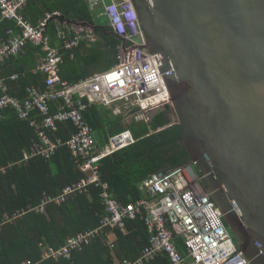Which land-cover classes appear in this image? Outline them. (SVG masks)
Instances as JSON below:
<instances>
[{
	"label": "built area",
	"instance_id": "2783aa9c",
	"mask_svg": "<svg viewBox=\"0 0 264 264\" xmlns=\"http://www.w3.org/2000/svg\"><path fill=\"white\" fill-rule=\"evenodd\" d=\"M28 1L0 0V25L5 20L13 21L19 30V33L9 30L8 39L0 36V64L22 55L29 44L40 47L44 56L35 72L45 75L47 88H30L29 98L22 102L7 94L6 83L0 77V87L5 93L0 98V119L12 108L19 120L29 121L37 132L38 140L24 151L23 163L36 158L49 160L60 147L67 145L78 167L87 173L62 194L45 195L42 203L31 211L46 213L50 206H61L72 197L90 194L92 188L101 189L100 199L106 209L98 229L72 237L59 249L45 248L44 259H71L106 231L127 233L128 222L140 219L147 227L149 245L137 260L122 264H151L161 256L167 257L169 264H252L234 242L193 163L153 174L141 185L145 197L128 205L121 204L112 187L102 179L100 162L133 146L137 140L131 130H124L110 135L105 146L100 145L84 117L85 110L102 106L113 108L115 114L125 115L127 119L143 120L151 111L173 106L156 59L144 48L146 38L133 0H86L91 12L103 11L109 27L124 40V47L117 67L75 84L61 78L62 51H74L82 40L95 41L93 27L62 22L58 27L60 43L54 46L48 22L61 14H49L35 26L20 15ZM52 102L58 106L53 114ZM66 121L74 123L75 133L67 143L60 138L54 140L52 134L58 124ZM26 214L25 210L17 211L8 220ZM176 239L182 240L184 253L177 249Z\"/></svg>",
	"mask_w": 264,
	"mask_h": 264
},
{
	"label": "trees",
	"instance_id": "16d2710c",
	"mask_svg": "<svg viewBox=\"0 0 264 264\" xmlns=\"http://www.w3.org/2000/svg\"><path fill=\"white\" fill-rule=\"evenodd\" d=\"M54 13L61 14V17H53L48 22L54 46L60 43L58 27L65 21L68 25L93 27L95 36L93 42L80 41L72 52L63 49L62 80L75 84L119 65L124 40L109 27L103 11L91 12L86 0H29L20 10V15L35 26ZM11 29L19 33L15 22L3 21L0 36L8 39L7 33ZM68 33L67 30L66 37H69ZM43 56L40 47L29 44L22 55L0 64V77L6 83L9 96L24 102L29 98L30 88L46 90L45 75L35 72ZM14 75L17 77L12 79ZM4 94L0 87V98ZM50 106L52 114L58 110L57 103L52 102ZM171 109L172 106L167 105L146 120L125 119L100 106L85 110L84 117L99 144H106L110 135L124 130H131L136 137L137 142L133 146L105 158L99 165L103 181L112 187L121 204L128 205L144 198L141 190L143 181L158 171L191 163L183 144V127L173 123ZM74 132L72 121L60 122L52 136L54 140L60 138L67 143ZM37 140V132L29 121L19 120L12 108L4 113L0 119V264H23L26 261L34 264H78L76 256L83 252L74 253L71 259L45 260L44 250L49 247L59 249L72 237L98 229L106 214L100 199L101 189L92 188L90 194L72 197L67 204L50 206L46 213L31 211L42 203L45 195H60L68 186L87 176L76 164L67 145L60 147L49 160L36 158L23 163L24 151ZM24 210L27 214L22 218L8 220L17 211ZM110 233L116 234L115 243L118 242L119 254L124 257L122 260H137L149 245L147 227L140 219L128 222L127 233L106 231L105 235ZM100 238L95 242H100ZM175 242L177 249L184 253L182 240L176 239ZM101 253L108 255L104 264L114 258L109 246L104 247ZM151 264H169V260L161 256Z\"/></svg>",
	"mask_w": 264,
	"mask_h": 264
},
{
	"label": "water",
	"instance_id": "95a60500",
	"mask_svg": "<svg viewBox=\"0 0 264 264\" xmlns=\"http://www.w3.org/2000/svg\"><path fill=\"white\" fill-rule=\"evenodd\" d=\"M171 118L234 240L264 264V0H133Z\"/></svg>",
	"mask_w": 264,
	"mask_h": 264
},
{
	"label": "crops",
	"instance_id": "0c3cea01",
	"mask_svg": "<svg viewBox=\"0 0 264 264\" xmlns=\"http://www.w3.org/2000/svg\"><path fill=\"white\" fill-rule=\"evenodd\" d=\"M40 60L41 59H39V63H40ZM39 63H38V65H39ZM107 109L112 110L113 111V114L114 115H117V114H115L113 108H107ZM122 116H124L125 119L128 118L125 115H122ZM75 131H76V129H75ZM106 144H100V145L105 146ZM99 241L100 242H94L91 246H89V248L87 250H84L85 251V252H83L84 254H78L76 256V259L78 258L77 259L78 260V264H94L93 263L94 261L97 262L96 264H104V263H107L106 260L108 261V255H107V253H104L102 255L101 250H103L104 247L107 248L108 246L110 248H112V250L114 252V258L113 259H110V261L108 262V264H122L125 261H131V260H122L124 257L120 256V254H119V251L120 250L118 251V242L115 243L116 242V234L115 233L114 234L113 233H110V234H107L105 236H102Z\"/></svg>",
	"mask_w": 264,
	"mask_h": 264
},
{
	"label": "rangeland",
	"instance_id": "374dc122",
	"mask_svg": "<svg viewBox=\"0 0 264 264\" xmlns=\"http://www.w3.org/2000/svg\"><path fill=\"white\" fill-rule=\"evenodd\" d=\"M139 42H142V39H139ZM172 105H173V103H172ZM165 108V107H164ZM162 109V108H161ZM159 110V109H158ZM158 110H155V111H151V112H149L148 113V116H152L156 111H158ZM228 231H229V233L231 234V236L233 237V235H232V233H231V231L228 229Z\"/></svg>",
	"mask_w": 264,
	"mask_h": 264
},
{
	"label": "bare ground",
	"instance_id": "6f19581e",
	"mask_svg": "<svg viewBox=\"0 0 264 264\" xmlns=\"http://www.w3.org/2000/svg\"><path fill=\"white\" fill-rule=\"evenodd\" d=\"M104 73H106V72H104ZM99 74H101V73H99ZM96 75H97V74H96ZM100 107H102V106H100ZM147 119H150V118H149V116H148V118H147ZM130 120H133V119H130ZM143 120H146V119H143Z\"/></svg>",
	"mask_w": 264,
	"mask_h": 264
}]
</instances>
